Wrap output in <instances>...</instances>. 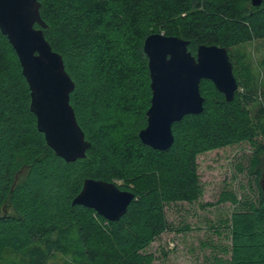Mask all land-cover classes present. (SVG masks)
Here are the masks:
<instances>
[{
  "label": "trees",
  "instance_id": "16d2710c",
  "mask_svg": "<svg viewBox=\"0 0 264 264\" xmlns=\"http://www.w3.org/2000/svg\"><path fill=\"white\" fill-rule=\"evenodd\" d=\"M39 1L45 37L75 82L71 104L92 144L74 162L47 144L19 57L0 31V264H49L59 254L70 258L67 264H152L147 246L170 229L167 206L196 202L204 193L199 155L242 143L253 146L247 169L256 191L221 196L236 205L225 264H264V163L255 167L264 157V96L253 87L250 66L235 64L232 52L264 41V1L256 12L250 0ZM155 32L189 40L193 54L201 44L228 48L241 88L227 101L211 80L202 79L204 111L173 124L175 140L167 150L139 137L152 97L144 41ZM126 46L144 64L145 96L141 85L128 81ZM144 98L139 121L126 126L119 120L126 128L114 138L105 112L132 115ZM86 178L135 193L119 220L72 203ZM9 252L14 256L8 258Z\"/></svg>",
  "mask_w": 264,
  "mask_h": 264
},
{
  "label": "water",
  "instance_id": "95a60500",
  "mask_svg": "<svg viewBox=\"0 0 264 264\" xmlns=\"http://www.w3.org/2000/svg\"><path fill=\"white\" fill-rule=\"evenodd\" d=\"M264 0H250L251 9H261ZM39 0H0V31L7 36L19 57L30 86L31 110L37 127L56 155L67 162L85 158L91 141L80 126L71 104L75 82L66 70L61 53L46 39L47 27L41 17ZM38 25V26H36ZM190 41L162 32L149 34L144 41L151 78V105L147 125L140 129L144 144L167 150L175 140L173 124L188 114L204 111L202 79L211 80L232 101L239 88L228 48L201 44L196 54ZM264 189V183H263ZM135 193L112 181L86 178L72 203L96 210L110 221L119 220L128 210Z\"/></svg>",
  "mask_w": 264,
  "mask_h": 264
},
{
  "label": "rangeland",
  "instance_id": "374dc122",
  "mask_svg": "<svg viewBox=\"0 0 264 264\" xmlns=\"http://www.w3.org/2000/svg\"><path fill=\"white\" fill-rule=\"evenodd\" d=\"M232 52L235 64L250 66L253 87L264 96V41L245 43L234 47ZM124 58L130 85L140 89L141 85L144 90L143 62L128 46ZM145 95L144 90L141 96ZM139 102L137 113L132 115L116 110L105 112L104 123L114 138L120 136L131 122L139 121L147 105L145 98ZM119 120L129 124L124 126L118 123ZM252 147L242 143L199 155V176L204 193L196 202H178L167 206L170 229L147 246L146 251L154 256L152 264H225L229 261L232 243L229 220L236 205L220 199L227 190L236 192L239 197L255 194L254 177L247 169L253 155ZM258 161L264 163V157L255 161V167L259 166ZM260 170L263 172L264 166ZM11 256L14 254L7 253L8 258ZM68 261L69 257L59 254L49 264H67Z\"/></svg>",
  "mask_w": 264,
  "mask_h": 264
}]
</instances>
